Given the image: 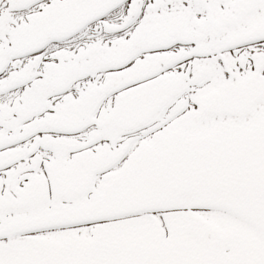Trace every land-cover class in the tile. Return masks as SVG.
Returning a JSON list of instances; mask_svg holds the SVG:
<instances>
[{
    "label": "snow or ice",
    "instance_id": "6c2138e0",
    "mask_svg": "<svg viewBox=\"0 0 264 264\" xmlns=\"http://www.w3.org/2000/svg\"><path fill=\"white\" fill-rule=\"evenodd\" d=\"M0 264H264V0H0Z\"/></svg>",
    "mask_w": 264,
    "mask_h": 264
}]
</instances>
